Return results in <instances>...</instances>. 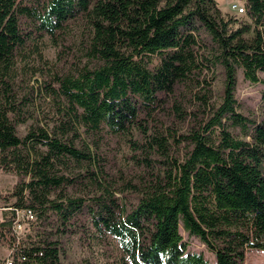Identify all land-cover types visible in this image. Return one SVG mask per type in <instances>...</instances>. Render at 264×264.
Masks as SVG:
<instances>
[{
	"label": "trees",
	"instance_id": "trees-1",
	"mask_svg": "<svg viewBox=\"0 0 264 264\" xmlns=\"http://www.w3.org/2000/svg\"><path fill=\"white\" fill-rule=\"evenodd\" d=\"M243 4L230 14L217 0H0V169L20 178L0 193V244L15 264H64V237L78 232L115 240L121 264H213L188 252L181 227L216 264L264 250V118L241 112L236 96L238 69L264 84V0ZM81 20L79 56L66 39ZM47 36L63 43L66 70L39 82L56 102L40 117L34 87L21 95L16 82L24 51ZM107 135H131L137 175L118 183ZM20 211L34 215L23 236Z\"/></svg>",
	"mask_w": 264,
	"mask_h": 264
},
{
	"label": "rangeland",
	"instance_id": "rangeland-1",
	"mask_svg": "<svg viewBox=\"0 0 264 264\" xmlns=\"http://www.w3.org/2000/svg\"><path fill=\"white\" fill-rule=\"evenodd\" d=\"M223 12L230 14H237V10L244 7L243 0H217ZM237 7L238 9H236ZM88 35L87 23L81 20L72 24L68 29V44L72 46V51L76 55H83L85 41ZM63 43L56 46L51 38L47 36L44 42L39 46V52H35L34 46L26 49V55L19 59V67L21 77L16 82V89L23 94L29 91L28 84L34 87L36 92V108L37 114L40 117L46 115H53L56 112V102L49 96H40L39 82L45 78L46 74L50 75L51 69H64L66 65L61 60V53L63 51ZM42 53L43 58L49 62L45 64L39 58ZM51 67V69H50ZM54 67V68H53ZM218 78L214 86V102L220 105L223 99L225 73L222 66L217 69ZM238 85L236 96L240 102L239 110L252 118L262 120L264 118V84H253L248 81L241 69L237 72ZM260 77L264 79V71L260 72ZM34 120H29L26 124L18 127L19 135L23 136L27 133ZM178 127L182 132L189 129L187 123H178ZM239 131H234L237 134ZM131 135H107L102 148L106 152L115 167L113 169L114 177L119 178L120 172H124L128 176H135L140 171L132 159L133 151L129 142ZM134 137H138V132L134 131ZM20 181V178L13 173H6L0 169V193L5 194L10 192L14 185ZM123 197V196H122ZM128 203H137L136 197L132 193H127L124 196ZM4 201L0 197V219L4 210ZM21 226L18 225V234L23 236L29 230V223L26 218L20 214ZM184 241L188 244V252L203 253L210 262L216 264V255L208 246L203 243L198 237L192 236L188 231L181 227ZM64 247L66 254L62 256L64 264H121L123 253L119 248L117 242L113 239H98L91 236V233L84 234L78 232L72 236L64 237ZM11 253V248L8 245L0 244V262L5 261ZM246 264H264V250L251 249L247 253Z\"/></svg>",
	"mask_w": 264,
	"mask_h": 264
},
{
	"label": "built area",
	"instance_id": "built-area-1",
	"mask_svg": "<svg viewBox=\"0 0 264 264\" xmlns=\"http://www.w3.org/2000/svg\"><path fill=\"white\" fill-rule=\"evenodd\" d=\"M236 9H238L237 7H235ZM240 11H243V8L241 7L239 9ZM22 213V215L26 218V219H33L34 218V215L31 211H20L19 212V217H20V214ZM20 218H18V221L16 222V231L19 232L18 230V225L21 226L22 224V221L20 222ZM7 264H15V260H14V257L12 256V251L9 255V257L7 258Z\"/></svg>",
	"mask_w": 264,
	"mask_h": 264
}]
</instances>
